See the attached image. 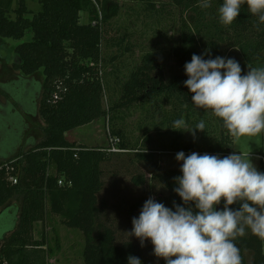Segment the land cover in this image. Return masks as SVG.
<instances>
[{
	"label": "trees",
	"instance_id": "1",
	"mask_svg": "<svg viewBox=\"0 0 264 264\" xmlns=\"http://www.w3.org/2000/svg\"><path fill=\"white\" fill-rule=\"evenodd\" d=\"M38 2L41 9L33 11L27 8L25 0H18L12 9V0H0V85L16 83L17 89H25L32 88V83L37 84L35 114L43 122L38 141L34 140L25 151L0 161V215L5 211L15 213L13 229L6 231L0 240V264H48L50 250L43 233L39 239L34 237V224H43L48 213L82 232L83 264H129V256L139 258L141 264H150L142 254L140 242H119L116 230L101 217L102 208L108 206L102 197L107 194L102 164L115 163L114 157L123 153L132 155L131 162L151 164L148 176L137 174L131 178L132 183L145 186L149 179V185L158 188L154 194L157 202L173 210L175 205H180L191 206L195 211L194 205H184L174 191L178 187L174 178L182 175V161L165 165L161 155L167 150L175 156L183 151L185 156L197 152L223 158L231 154L232 139L219 118L192 103V94L184 85L188 79L184 66L193 54L206 60L218 56L226 58L223 46L230 44L236 53L227 58L239 62L242 74L247 73L248 66L264 67L259 55L264 50V23L248 12L246 4L241 7L237 20L225 26L220 23L218 13L223 0H209V8H202L195 0H172L185 13L184 18H180L173 49L181 75L168 81L163 77L155 78L151 72L160 64L147 53L130 70L122 83L119 101H114L108 110L134 102L143 105L145 101H151L153 106L167 100L174 112L166 127H171L170 122L181 117L191 128L204 120L205 132H196L208 138L206 145L198 149L189 146L132 148L122 139L120 130H112L111 135L118 136V146L123 151L111 152L108 145L70 142L64 134L107 113L103 106L108 82L104 78L102 46L110 40V20L116 14V5L109 0ZM111 5H115L114 8ZM81 12L88 15L87 22L81 21ZM26 33H30V37L24 40ZM1 51L6 55H1ZM115 57L118 56L110 60L113 62ZM0 94L8 96L1 86ZM261 172H264L262 166ZM9 177L16 179V183ZM15 197L19 198L18 209L9 205ZM143 204L137 201L131 208L138 206L141 211ZM223 207L222 201L217 210ZM235 243L242 264H264V240L248 231ZM245 252H251L250 261ZM157 264L166 262L160 258Z\"/></svg>",
	"mask_w": 264,
	"mask_h": 264
},
{
	"label": "rangeland",
	"instance_id": "2",
	"mask_svg": "<svg viewBox=\"0 0 264 264\" xmlns=\"http://www.w3.org/2000/svg\"><path fill=\"white\" fill-rule=\"evenodd\" d=\"M116 5V14L110 20V40L102 46L104 78L108 85L103 97V106L107 110L105 116L100 117L89 124L74 128L67 133L68 139H78L87 146L109 144L111 131L122 133V139L132 148H156L162 147L172 149L189 146L194 149L205 146L208 138L202 137L196 132L195 137L187 131L173 130L166 127L168 118L174 110L169 101H158L152 106L151 101L132 103L108 110L114 101H119L122 94V83L141 60L142 56L151 53L160 66L151 72L155 78L163 77L165 81L174 76L181 75L179 64L174 57L173 49L178 37V25L180 18L185 13L182 8L176 7L172 0H109ZM201 4L203 0H195ZM18 0H12L11 9L16 7ZM27 8L33 11L41 9L38 0H25ZM115 5H111L114 8ZM13 16V13H10ZM82 22L88 21L85 12L80 13ZM30 37L26 33L24 40ZM12 44L16 42L10 40ZM225 56H234L235 48L230 44L223 46ZM1 55H6L1 51ZM264 63V50L259 54ZM112 56L116 59L110 60ZM111 68L115 69L112 73ZM113 74L117 76L114 77ZM3 79V78H2ZM3 92L8 96L0 94V152L3 155H11L29 143H33L35 136H41L40 126L43 124L40 117L35 114L34 106L37 100L38 85L32 83V88L17 89L16 83L12 85H0ZM109 86V89H108ZM150 86V84H148ZM159 100V99H158ZM164 122V123H162ZM173 126V123L170 122ZM184 130H191L188 123ZM171 126V127H172ZM110 136V137H109ZM231 154H239V151L250 153V159L261 172V160L257 155L264 154V133L256 137L242 138L239 144H231ZM162 164L176 165V156L165 151L161 155ZM132 155L123 153L114 157V162L102 164L107 194L102 195L108 206L102 208L101 217L105 224L116 230L119 242L133 240L140 242L134 236L127 233L132 230V219L138 217L140 209L138 206L131 208L137 201L145 202L154 198L158 188L149 185L136 186L132 183V177L144 173L152 168L151 164L134 161ZM147 165V166H145ZM109 180V182H108ZM116 182V184H115ZM19 199V198H18ZM239 209V204L230 206ZM134 211V213H133ZM14 210L5 211L0 215V240L2 235L13 229ZM43 233L46 245L50 250L48 264H83L82 250L84 236L76 228L64 225L60 218L48 213L46 221L37 223L34 227V237L39 239ZM141 244V242H140ZM142 254L150 264H157L159 259L153 254V245L150 240L141 246ZM250 261L251 252H245Z\"/></svg>",
	"mask_w": 264,
	"mask_h": 264
},
{
	"label": "clouds",
	"instance_id": "3",
	"mask_svg": "<svg viewBox=\"0 0 264 264\" xmlns=\"http://www.w3.org/2000/svg\"><path fill=\"white\" fill-rule=\"evenodd\" d=\"M247 5L248 12L264 23V0H223L218 9L220 23L229 26ZM202 8H209L203 0ZM184 81L192 103L219 118L233 144L242 138L264 133V67H250L246 74L235 59H204L193 54L185 64ZM173 130L205 132L200 120L191 130L183 117L176 119ZM182 161L181 176L175 177L174 191L185 207L175 210L147 199L138 217L132 219L134 236L144 246L153 245V254L166 264H242L235 241L250 231L264 240V172L257 170L250 153L239 151L221 158L218 155L183 151L176 155ZM223 201L222 210L217 206ZM239 204L238 210L230 206ZM129 264H141L129 256Z\"/></svg>",
	"mask_w": 264,
	"mask_h": 264
},
{
	"label": "crops",
	"instance_id": "4",
	"mask_svg": "<svg viewBox=\"0 0 264 264\" xmlns=\"http://www.w3.org/2000/svg\"><path fill=\"white\" fill-rule=\"evenodd\" d=\"M96 120V119H95ZM94 121V120H93ZM92 121V122H93ZM89 124V123H88ZM87 125V124H86ZM73 130V129H72ZM71 130H69V131H67V132H65V138L68 140V141H70V142H77V143H82V144H85V143H83V142H81V141H79L78 139H68V137H67V133L68 132H70ZM38 137H37V135L35 136V141H38L41 137H39V139H37ZM32 144L31 143H29L28 145H25L24 147H19L20 148V150H17V151H15L13 154H9V155H3L4 153H1L0 152V161H5V160H7V159H9V158H11V157H13V156H15L18 152H22V151H25L27 148H29L30 146H31ZM85 145H87V144H85ZM9 205L10 206H12V207H14V208H16V209H18V206H19V199H18V197H15V198H13L11 201H10V203H9ZM37 223H40V222H36L35 224H34V227H36V225H37Z\"/></svg>",
	"mask_w": 264,
	"mask_h": 264
},
{
	"label": "built area",
	"instance_id": "5",
	"mask_svg": "<svg viewBox=\"0 0 264 264\" xmlns=\"http://www.w3.org/2000/svg\"><path fill=\"white\" fill-rule=\"evenodd\" d=\"M54 97H56V94H54ZM119 138L118 137H110L109 138V144H108V151L111 152H120L123 151L119 146ZM259 157V159L261 160L262 163V169L264 170V154L261 155H257ZM1 168V167H0ZM6 169H9V167H6ZM9 180L12 181V183H16V179H14L13 177H9ZM61 182H59L60 184Z\"/></svg>",
	"mask_w": 264,
	"mask_h": 264
}]
</instances>
